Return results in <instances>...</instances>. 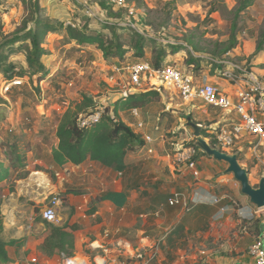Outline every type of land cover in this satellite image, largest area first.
<instances>
[{
	"label": "crops",
	"instance_id": "obj_1",
	"mask_svg": "<svg viewBox=\"0 0 264 264\" xmlns=\"http://www.w3.org/2000/svg\"><path fill=\"white\" fill-rule=\"evenodd\" d=\"M197 78L229 95L235 93V87L214 73ZM146 108L138 118L132 117L129 111L120 112L118 116L131 128L138 122L145 124L143 130L135 131L141 136L151 131L158 134L156 126L152 127L155 118L147 114ZM199 110L207 116L212 111L221 117L220 112L212 108L201 106ZM198 126L201 127L199 123ZM249 145V140L237 142L232 152L247 160L248 155L252 157ZM52 148L43 151L38 158L32 155L31 165L51 169L56 176L60 173L56 186L51 184L60 193L73 187L83 192L82 195L65 194L67 213L54 223L58 227L65 223L78 227L73 232V258L87 259L88 256L93 264H250L247 254L250 244L258 238L264 249V220L259 237L241 229V222L248 221L247 217L256 208L241 194L233 176L225 174L227 166L223 162L201 157L197 161L200 177L191 181L189 177L181 178L175 164L177 154L167 150L165 142L157 138L140 151L127 154L122 172L103 169L91 162L57 167L51 157ZM31 165L28 159V176L33 171ZM105 192L125 193L123 206L117 208L105 201L88 214L90 200ZM211 197L219 201L212 203ZM171 198L175 201L173 206L168 205ZM13 201L10 227L3 223L2 236L10 234L9 241L3 239L6 243L20 242L7 246V264H61L63 255L46 257L39 250L46 237L44 225L33 224L32 210ZM0 208L3 215V206ZM255 217L260 216L252 219Z\"/></svg>",
	"mask_w": 264,
	"mask_h": 264
},
{
	"label": "rangeland",
	"instance_id": "obj_2",
	"mask_svg": "<svg viewBox=\"0 0 264 264\" xmlns=\"http://www.w3.org/2000/svg\"><path fill=\"white\" fill-rule=\"evenodd\" d=\"M102 1L104 2V0H46V2L40 0V6L41 8L44 6L43 15L48 14L52 20H61L64 24L78 21L83 23L88 21L86 20L88 17L83 14L86 8L91 9L99 18L101 17L102 21L107 20L105 10L99 3ZM125 1L136 10L138 25L146 28L144 35L163 45L186 48L190 56L201 59L197 64L199 70L197 65L189 69L188 54L184 49L175 56L169 55L167 58L169 65H174L182 72H188L197 77L212 76L217 62L231 63L252 71L260 81L264 82V51L255 54L256 41L264 33V0H254L252 7L240 14L233 32L230 11L235 9L237 0ZM11 3V5L5 2L0 4V30L4 35L19 28L26 16L21 0H12ZM117 12L119 11L114 13ZM98 17L96 19H99ZM92 25L97 29L96 24ZM233 34L237 41L236 48L227 54H217L216 51L220 52L227 46ZM58 39L55 35L48 36L47 45L50 55L44 60L46 66L51 67L52 74L58 71L55 78L36 82L35 77L30 80L25 77L22 78L21 85L12 84L16 87L12 93L6 94L8 84L5 77L0 75V97L6 100L8 105V109L0 108L2 109L0 110V141H4L9 135L22 133L26 136L30 135L32 147L42 145L44 151L50 150L56 144L54 136L56 119L67 107L79 101L82 95L93 97L98 105L108 106L110 110L119 99L120 84L118 81L115 84L107 81L110 65L103 60L98 51L92 47L81 50L74 48L71 50L70 45L65 48L59 47L56 45ZM56 57H59L60 61L53 63ZM11 59L15 63L23 62L22 56H12ZM138 61L140 60L133 55L125 57V62L131 64ZM126 78H128L127 73L119 77V81L126 82ZM146 111L149 116L155 118L154 122L151 120L153 125L151 126H156L155 131L157 129L161 132L160 137L152 131L147 134L153 139L164 141L167 150L175 154L186 149V144L195 138L189 126L190 123L196 125L199 123L201 130H207L210 123L219 119L218 115L212 111H209L207 116L201 110L182 103L176 97L171 98L167 93L162 94L159 99L147 106ZM258 118L264 122V116L260 113ZM44 140L47 142L45 143ZM226 153L234 155L232 151ZM258 157V161L253 157L249 158V155L247 160L242 155L238 157V162L246 165L244 169L248 170L249 183L253 188H257L260 179L264 177V164H262L264 153L260 152ZM28 159L31 165L34 157L29 155ZM223 165L227 166L224 163ZM31 167L33 171L31 170L30 176L25 180L17 181L13 192L9 191L11 186L9 182L0 185V203L4 211V224L7 226L10 225L13 200L30 208L33 213L32 223L40 224L41 213L48 201L54 195H60V192L51 186V184L56 186L60 181V173L56 176L53 170L40 167L39 164L31 165ZM37 167L43 168L44 172H38L41 175H34L37 173L35 171ZM237 185L240 188L239 184ZM67 206L68 204L63 203L62 199L57 220L63 219V214L67 213L64 207ZM257 215L264 217V213ZM10 237L9 233H5L3 239L9 241ZM73 259L93 264L88 256L87 259L78 257L70 260ZM61 264H67L65 258L61 259Z\"/></svg>",
	"mask_w": 264,
	"mask_h": 264
},
{
	"label": "trees",
	"instance_id": "obj_3",
	"mask_svg": "<svg viewBox=\"0 0 264 264\" xmlns=\"http://www.w3.org/2000/svg\"><path fill=\"white\" fill-rule=\"evenodd\" d=\"M2 2L10 5V0H0V4ZM21 2L26 16L19 28L7 35L1 33L0 30V75L5 77L7 84H10L13 80L21 81L25 77L29 80L35 77L36 82L48 81L58 75V71L52 74L51 67H47L44 62L50 55L47 45L49 35H55L59 38L56 41V45L59 47L65 48L70 45L71 50L73 48L81 50L92 47L101 54L103 60L109 65L121 61L124 63L126 56L133 55L140 60L138 62H146L155 70L168 66L175 67L168 64L167 58L169 55L175 56L184 49L186 51V48L163 45V43L148 38L147 35L138 34L128 27L111 23L108 20L118 19L124 11L112 12L106 0L99 2L105 10L106 21L88 18L86 19L87 22L81 23L79 21L68 25L43 15L40 0H21ZM253 2L254 0L236 1L235 9L230 11V14H232V32L236 29L240 14L252 7ZM92 22L97 25V29L93 27ZM236 45V37L233 34L228 40L227 46L220 52L216 51V53L219 55L227 54L235 49ZM262 51H264V33L256 41L255 54ZM130 52L132 55L129 54ZM186 52L188 54L187 67L189 69L201 61L200 57L190 56L189 52ZM12 56H22L23 62H13ZM65 60L63 57V61ZM58 61L60 59L56 57L53 63ZM216 67L222 68L219 64H216ZM197 69L199 70L198 65ZM15 87H9L6 94L12 93ZM160 96L158 91L152 89L130 93L127 98L119 99L114 103L111 108L112 115H110V107L106 106L103 115L96 124L89 128H79V116L90 114L98 106L97 100L93 97L82 95L79 101L67 107L56 119L54 131L56 146L51 150L54 165L57 167H63L66 164L79 166L91 162L103 169L107 168L122 172L125 168L126 155L140 151L145 147V143L141 135L118 117V113L132 109H145L159 99ZM0 108L8 109L7 101L1 97ZM207 131L208 129H202L200 136L207 140L211 148L219 150L214 136ZM30 140V135L26 136L21 133L19 135H9L4 141H0V183L9 182L11 184L10 192L14 191V185L17 181L25 180L28 177L29 172L26 167L29 155L38 158L43 154V146L36 145L32 147ZM195 141V138L190 140L186 144V148H193L196 151L192 160L197 162L206 155L198 149ZM44 142L46 143L47 140H44ZM36 170L42 171V168L37 167ZM65 194L82 195L83 192L75 187L67 188L66 193H60L63 203L66 202ZM105 201L111 202L117 208H120L125 202V193L105 192L91 199L87 213L92 214L96 210V205ZM263 220L262 217H255L248 221L243 220L241 229H245L249 234L259 237L263 228ZM3 223L4 217L0 208V264H7L9 262L7 246H16L20 241L6 243L3 240ZM41 223L45 227L46 237L39 248L40 252L46 257L61 254L67 259L73 258V232L78 227L67 223L61 227L44 221Z\"/></svg>",
	"mask_w": 264,
	"mask_h": 264
},
{
	"label": "built area",
	"instance_id": "obj_4",
	"mask_svg": "<svg viewBox=\"0 0 264 264\" xmlns=\"http://www.w3.org/2000/svg\"><path fill=\"white\" fill-rule=\"evenodd\" d=\"M106 2L111 11H124L118 19H111V23L121 27H128L138 34H144V29L146 28L138 25L136 20L137 13L134 7L129 6L125 0H106ZM83 14L92 19L98 17L96 13L87 8ZM100 18L96 20L102 21ZM68 24L65 23L64 25ZM216 64L221 65L222 68L216 67L214 76L235 87L233 95L223 92L216 86L206 84L199 78L187 72H182L178 68L168 66L155 70L146 62L132 64L117 62L110 65V75L107 77V81L114 84L117 81L119 82L121 87L118 92L119 99L127 98L130 93L152 89L158 91L160 95L167 93L171 98L176 97L182 103L191 105L196 110L200 109L201 106L218 110L221 117L208 127L207 132L214 136L219 151L224 153L232 151L237 142L249 140L251 156L258 161V154L260 152L264 153V122L258 118V113L264 116V82L260 81L252 71L246 68L243 69L235 64L225 62H217ZM125 73L128 74L126 82H123V80L119 81V77ZM12 84L21 85V81L13 80L7 85L6 90H8V87L13 86ZM104 107L106 106L98 105L90 114L80 115L78 118L79 128H89L96 124L103 115ZM129 112L132 117H139L138 109H132ZM111 113L112 111L110 110V115H112ZM143 128L142 122H138L133 126L134 131H141ZM156 132L159 133L157 129ZM142 138L145 144L153 143L151 135L145 134L142 135ZM151 152L149 150V153ZM195 152L193 148H186L177 153L175 164L181 178L189 177L191 181L199 179L200 171L197 162L192 160ZM120 175L119 173L118 176ZM59 196L54 195L48 201L41 213L42 221L52 224L57 222L58 208L62 204V199ZM210 200L212 203L219 201L217 197H211ZM174 203V199H169V206H173ZM259 213L263 214L264 208L255 209V212L250 214L247 219L250 220ZM247 254L251 260L250 264H264V249L258 238L250 244ZM65 259L67 264L72 261L70 260L72 258ZM77 264L88 263L79 261Z\"/></svg>",
	"mask_w": 264,
	"mask_h": 264
},
{
	"label": "water",
	"instance_id": "obj_5",
	"mask_svg": "<svg viewBox=\"0 0 264 264\" xmlns=\"http://www.w3.org/2000/svg\"><path fill=\"white\" fill-rule=\"evenodd\" d=\"M119 100V99H118ZM189 126L194 132L195 145L207 157L214 159L217 162H223L227 165L225 174H231L233 179L240 185V192L245 196L249 203L256 209L264 208V177L260 179L258 187L253 188L249 183L248 172L238 163L237 155H229L209 146L207 141L200 136V127L194 123Z\"/></svg>",
	"mask_w": 264,
	"mask_h": 264
},
{
	"label": "bare ground",
	"instance_id": "obj_6",
	"mask_svg": "<svg viewBox=\"0 0 264 264\" xmlns=\"http://www.w3.org/2000/svg\"><path fill=\"white\" fill-rule=\"evenodd\" d=\"M34 175H41L40 173H34ZM77 262H79V260L75 259L71 261V264H77Z\"/></svg>",
	"mask_w": 264,
	"mask_h": 264
}]
</instances>
